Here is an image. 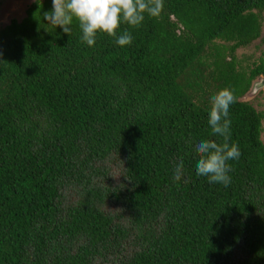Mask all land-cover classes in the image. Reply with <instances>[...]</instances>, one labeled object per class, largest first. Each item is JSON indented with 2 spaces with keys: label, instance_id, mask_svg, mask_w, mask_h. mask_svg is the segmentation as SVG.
<instances>
[{
  "label": "trees",
  "instance_id": "16d2710c",
  "mask_svg": "<svg viewBox=\"0 0 264 264\" xmlns=\"http://www.w3.org/2000/svg\"><path fill=\"white\" fill-rule=\"evenodd\" d=\"M51 10L35 0L0 28V264H264V112L241 99L264 79V0H164L121 25L124 47L87 46ZM258 39L245 74L236 52ZM206 78L239 84L228 187L196 173L195 145L222 141Z\"/></svg>",
  "mask_w": 264,
  "mask_h": 264
},
{
  "label": "clouds",
  "instance_id": "9594fccd",
  "mask_svg": "<svg viewBox=\"0 0 264 264\" xmlns=\"http://www.w3.org/2000/svg\"><path fill=\"white\" fill-rule=\"evenodd\" d=\"M164 0H52V10L44 14V19L54 28L60 27L71 36V25L75 21L82 32L81 41L89 47L95 46L98 36L107 35L121 47L131 45L133 37L121 25L139 28L145 16L160 17ZM236 102L234 90L224 88L211 97L208 123L211 134L222 138L201 140L195 145L199 154L196 163L197 176L207 177L210 183L228 187L231 183L229 172L231 160L240 157L238 144L230 143L231 120L229 109ZM184 175L183 160L174 164L173 181L179 182Z\"/></svg>",
  "mask_w": 264,
  "mask_h": 264
},
{
  "label": "rangeland",
  "instance_id": "374dc122",
  "mask_svg": "<svg viewBox=\"0 0 264 264\" xmlns=\"http://www.w3.org/2000/svg\"><path fill=\"white\" fill-rule=\"evenodd\" d=\"M33 1L35 0H0V28L8 24L11 19L21 20L25 16L26 8ZM262 35H264V24L262 27ZM217 42L225 43L224 41L219 40ZM262 48L263 44L261 40L258 39L247 48L239 49L236 52V67H242L239 69H243L245 74L248 73V70H251L252 64L260 57ZM203 73L206 74L207 70H205ZM213 76L215 77L216 73ZM261 80H264L262 76L254 77L249 88L242 94L241 99L252 104L256 110L264 112V84L253 91L254 85L259 83ZM218 83L219 82L217 81L214 83L211 82V80L208 81L207 78L203 79L202 85L207 92V95H205L206 98H210L211 93H217L215 91V87L217 88ZM238 87L239 84L231 85L230 88L236 91L237 89L240 90ZM262 125L263 131L261 133V140L264 142V119Z\"/></svg>",
  "mask_w": 264,
  "mask_h": 264
},
{
  "label": "water",
  "instance_id": "95a60500",
  "mask_svg": "<svg viewBox=\"0 0 264 264\" xmlns=\"http://www.w3.org/2000/svg\"><path fill=\"white\" fill-rule=\"evenodd\" d=\"M263 84H264V80H261L259 83H256V84L254 85V89H253V91H255L258 87L262 86Z\"/></svg>",
  "mask_w": 264,
  "mask_h": 264
}]
</instances>
